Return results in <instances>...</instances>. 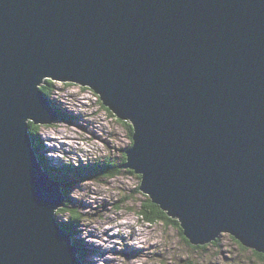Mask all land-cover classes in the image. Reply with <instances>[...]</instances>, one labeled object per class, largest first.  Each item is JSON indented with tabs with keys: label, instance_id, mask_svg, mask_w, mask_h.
<instances>
[{
	"label": "water",
	"instance_id": "water-1",
	"mask_svg": "<svg viewBox=\"0 0 264 264\" xmlns=\"http://www.w3.org/2000/svg\"><path fill=\"white\" fill-rule=\"evenodd\" d=\"M75 82L130 122L120 167L190 243L264 253V0H0V264H82L27 120Z\"/></svg>",
	"mask_w": 264,
	"mask_h": 264
},
{
	"label": "rangeland",
	"instance_id": "rangeland-1",
	"mask_svg": "<svg viewBox=\"0 0 264 264\" xmlns=\"http://www.w3.org/2000/svg\"><path fill=\"white\" fill-rule=\"evenodd\" d=\"M48 93L51 107L63 116L52 124L27 122L33 123L39 142L38 149L32 145L35 156L61 183L66 199L55 217L61 227L70 229L65 232L70 233L82 264H264L259 255L263 253L242 245L228 232L196 245L171 222L143 219L139 211L148 196L139 189L141 176L118 168L132 144L130 122L106 110L87 86L53 81ZM108 164L119 172L112 177L98 173ZM106 228L109 233L99 237Z\"/></svg>",
	"mask_w": 264,
	"mask_h": 264
},
{
	"label": "trees",
	"instance_id": "trees-1",
	"mask_svg": "<svg viewBox=\"0 0 264 264\" xmlns=\"http://www.w3.org/2000/svg\"><path fill=\"white\" fill-rule=\"evenodd\" d=\"M50 84H53V81L50 79H46L41 86V89L43 90V92L45 93V95H48V87L50 86ZM106 108V107H105ZM106 110L110 111L108 108H106ZM33 123L30 122L29 123V129L31 130V134L33 136V146L35 148L38 149L39 147V142L37 141V139L35 138L34 132L32 131L31 125ZM128 130H129V136L132 138V127L131 124H128ZM124 160H126V155L123 156V160L122 163L124 162ZM107 170H103L101 169L100 173L103 176H108V177H112L114 176L115 173H118L119 170H116L115 167L116 165H107ZM118 168H120V166L118 165ZM51 175V174H50ZM55 179V178H54ZM77 213L75 211L72 212V215L75 216ZM140 216L145 219L148 222H158V221H164V222H171L173 223L175 226L178 227V229L180 230L181 233H183V230L181 229L179 222L177 220L171 219L170 217H168V215L166 214L165 211L161 210L160 207L154 203H152V201L147 197L146 198V205L142 204L140 211H139ZM64 229H66L67 231H70V229L66 226V227H62ZM241 245V244H239ZM258 254V253H256ZM261 257H264V253L263 254H259ZM79 256V255H78ZM79 258L82 260V257L79 256Z\"/></svg>",
	"mask_w": 264,
	"mask_h": 264
},
{
	"label": "bare ground",
	"instance_id": "bare-ground-1",
	"mask_svg": "<svg viewBox=\"0 0 264 264\" xmlns=\"http://www.w3.org/2000/svg\"><path fill=\"white\" fill-rule=\"evenodd\" d=\"M41 87V86H40ZM43 91V90H42ZM59 112V111H58ZM60 114V113H59ZM60 116H63L62 114H60ZM74 117V116H73ZM28 121V120H27ZM31 121V120H30ZM28 123V122H27ZM29 124V123H28ZM30 133V132H29ZM34 147V146H33ZM36 158H37V161L40 163V165H42L41 163V160L42 159H40L39 157H38V155L36 156ZM44 164V163H43ZM47 167H49V166H47ZM42 168L45 170V167H44V165H42ZM48 169H50V168H48ZM51 170V169H50ZM53 171H54V169H53ZM48 173V172H47ZM49 174V173H48ZM58 181V180H57ZM64 194V193H63ZM64 199H66V198H64ZM65 201V200H64ZM155 204V203H154ZM62 228V227H61ZM64 229V228H63ZM108 230V231H107ZM64 232H65V229L63 230ZM96 232H97V230H95ZM109 228H106L104 231H103V233L102 232H100L99 234H98V236L99 237H102L101 236V234H108L109 233ZM70 234V233H69ZM70 239H71V236H70ZM240 242V241H239ZM72 244H74V243H72ZM75 245V244H74ZM79 249V248H78ZM80 261V260H79Z\"/></svg>",
	"mask_w": 264,
	"mask_h": 264
}]
</instances>
